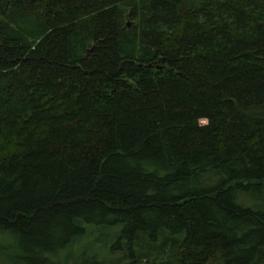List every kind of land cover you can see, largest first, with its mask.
<instances>
[{
	"label": "trees",
	"instance_id": "16d2710c",
	"mask_svg": "<svg viewBox=\"0 0 264 264\" xmlns=\"http://www.w3.org/2000/svg\"><path fill=\"white\" fill-rule=\"evenodd\" d=\"M0 264H264V0H0Z\"/></svg>",
	"mask_w": 264,
	"mask_h": 264
},
{
	"label": "rangeland",
	"instance_id": "374dc122",
	"mask_svg": "<svg viewBox=\"0 0 264 264\" xmlns=\"http://www.w3.org/2000/svg\"><path fill=\"white\" fill-rule=\"evenodd\" d=\"M88 244L83 241L79 246H74V250L77 249V257L88 258L94 253H103V250L101 249L102 251H100L97 244L91 243L92 246H88Z\"/></svg>",
	"mask_w": 264,
	"mask_h": 264
}]
</instances>
